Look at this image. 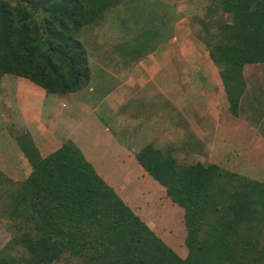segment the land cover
<instances>
[{
	"label": "trees",
	"instance_id": "trees-1",
	"mask_svg": "<svg viewBox=\"0 0 264 264\" xmlns=\"http://www.w3.org/2000/svg\"><path fill=\"white\" fill-rule=\"evenodd\" d=\"M148 2L160 0H0V82L14 75L54 100L83 92L96 97L95 89L87 90L92 71L79 33L111 11L129 12L133 4ZM195 19L209 33L210 59L221 69L229 111L238 117L247 93L244 68L264 64V0H212ZM212 21L217 25L211 30ZM55 115L56 108L43 120L50 131ZM18 141L32 172L15 181L0 171V206L12 237L0 264H56L71 259L67 254L80 264H264L261 180L217 164L181 165L152 144L131 150L162 195L184 209L183 257L99 175L74 141L63 140L46 157L31 134ZM15 246L23 249L17 256L11 253Z\"/></svg>",
	"mask_w": 264,
	"mask_h": 264
},
{
	"label": "rangeland",
	"instance_id": "rangeland-1",
	"mask_svg": "<svg viewBox=\"0 0 264 264\" xmlns=\"http://www.w3.org/2000/svg\"><path fill=\"white\" fill-rule=\"evenodd\" d=\"M211 1L160 0L159 4L154 5L148 2L145 6L136 3L133 4L132 9L129 8L131 9L129 12L124 9L111 11L104 18L85 27L78 38L89 52L92 81L87 90L95 89L96 96L91 99L83 92L54 100L47 96L43 89L26 79H23L25 84H19L12 80L21 78L14 75L5 76L6 78L0 82V171L15 181L25 180L32 172V167L21 150L18 138L25 136L26 133L33 137L28 128L27 110L29 108L26 103L31 94L37 96L35 90H39L45 96L43 99L38 96L39 103L34 112L40 111L45 119V115L47 118L56 108L57 115L48 122L53 127L51 132L58 129L59 134L56 137L60 140H72L78 131V125L85 123L87 132L94 135L97 132L96 127L103 128L106 133L109 132L107 136L117 135L118 139H121L120 144L126 147L123 149L124 152L129 151L131 156L134 155V153L131 154V150L138 151L152 144L161 149L164 154H171L181 165H190L195 162L212 164L213 161H218L221 155H217L216 150H214L215 155H212L211 149L207 148V142L213 143L214 136L219 133V130L215 129L216 124L213 123L215 121L213 108L207 106L206 101H213L222 96V100L219 99L218 103V113L223 119H229L231 114L225 107L228 103H225L226 99L223 97L227 94L220 75L221 69L211 61L206 46L205 41L209 40V33L203 29L204 22L199 24L195 19ZM224 21L232 22V17L225 15ZM126 22L129 24L126 25ZM212 22L210 23L214 25L210 24V29H214L217 25ZM173 40L174 42L171 43ZM120 45H123V48ZM189 54L197 57L195 61H182ZM183 62L187 64L186 67H182L185 65ZM136 66L139 69L138 72ZM243 73L247 83V93L246 101L241 107V116H239L246 120L251 115L254 117V115L264 114V64L247 65ZM137 75L142 76L143 79H140L139 86H133L129 81L134 80ZM181 76L188 81L180 84L176 78ZM177 82L179 84H176ZM203 84L204 87H202ZM210 84H213V87ZM203 88L205 92L202 91ZM173 90H177L178 94L182 93L186 102L178 98ZM215 91L219 94H215ZM222 104H224L223 109ZM29 112L32 113L31 108ZM229 123L235 124L234 119L225 122L223 133L231 138L229 134L232 129V132L237 135L236 140L240 139L243 146L238 150L237 146L235 148L230 146L228 151L239 156L249 152L241 163L255 166L257 173L255 178L264 182V136L260 135V138L255 141L250 133V127L253 125L244 130L242 123L236 124L235 127L230 126ZM43 126L49 127L46 123H43ZM200 127L207 136L206 140L201 136ZM259 129L262 131L263 126ZM253 135L259 136L255 133ZM82 136L83 134L80 137ZM216 142L215 140L214 143ZM56 147L53 146L54 149ZM218 147L219 145L216 148ZM101 149L107 154L111 152L108 140ZM227 157L230 158V155ZM133 164L141 167L136 161ZM233 168L236 169L235 166ZM137 182L134 180L122 183L129 192L128 198L131 203L134 199L138 203L143 202V196L140 197L139 191L147 198L150 196L143 185L149 192L155 193L157 199L161 198L159 196L162 195L163 189L152 177L147 175L146 179H141L139 191L134 194L135 190L132 191V189H136ZM119 192L118 190V194ZM165 199L167 201H163L164 203L157 200L156 208L161 214L162 221L168 217V224L171 223L172 227H175L172 229L165 227L163 235L159 237L174 251L186 257L187 231L184 223V209L174 204L169 198ZM152 213L154 214L155 211L153 210ZM8 225L9 217L4 207L0 206L1 255L12 238L7 231ZM262 244L264 246V240ZM22 251L21 247L15 246L11 253L17 256ZM66 257L71 259L63 258L56 264H80L81 262L79 258L68 254Z\"/></svg>",
	"mask_w": 264,
	"mask_h": 264
},
{
	"label": "crops",
	"instance_id": "crops-1",
	"mask_svg": "<svg viewBox=\"0 0 264 264\" xmlns=\"http://www.w3.org/2000/svg\"><path fill=\"white\" fill-rule=\"evenodd\" d=\"M173 42H174V40L171 41V43H173ZM160 47H161V45H160ZM169 47H171V46H169ZM191 57H194L195 59L197 58L196 56H192L191 54H189V55H186V59L182 60V61H188V60H190ZM204 62H206V61H204ZM183 64H185L184 65L185 67L187 66L185 62H183ZM135 68L138 72L139 71L138 67L136 66ZM152 70H153V72H155L153 67H152ZM188 74H186V77L189 79ZM4 78H6V77H3V79ZM134 78L136 80L131 79L129 82L133 86H139V84L141 83L140 79L142 78V76L140 77L139 75H137ZM187 78H184L183 76H181L180 78H176V80L180 81V84L181 83L184 84L185 82L188 81V80H186ZM12 81L13 82L16 81L19 84H22V83L25 84V81L22 78L19 80H12ZM176 84H179V83L177 82ZM210 85H211V87H213V84H210ZM202 87H204V84ZM203 90H204V88L202 89V91ZM125 91H126V89H125ZM173 92L175 94V93H177V90H173ZM203 92H205V91H203ZM35 94H37V96H34V94H31L27 100V103H26V106L29 108V110H30V108L32 110V113L29 112V110H27L28 111L27 114H29L27 117V120H28L27 123H28V128L32 132L34 141H35L37 147L39 148L42 156L46 157L49 154L56 151L61 146V142L63 140L58 139L55 135H53V133L50 131V129L48 127L46 128L43 126V123H45V122L43 121L44 118H43V115L41 116L40 111H38L36 113L34 112V109L38 107V103H39L38 96L41 99H43L45 96V94H43L39 90H35ZM215 94H219V93H216V91H215ZM224 95H225V93H224ZM177 96L184 103L186 102L183 99L184 96L182 93H179V94L177 93ZM223 97L226 99L225 103H228L227 102L228 101L227 96H223ZM219 99L222 100V96H219L218 99H214L213 101H211V100L206 101L207 106H210L211 108H213L212 111L214 112V116H215V121L213 123L216 124L215 129L219 130V133L216 136H214L213 143L211 142L210 144H208V142H207V148L211 149L210 153H212V155H215L214 150H216L215 151L216 154L218 152L217 155H221V157L218 158V161H213L212 164H217L223 169H226V170H229L232 172H236V173L241 174V175H247L248 177H250L252 179L253 178L256 179L255 178V176L257 175L256 167L253 165H245V164L241 163L244 161L246 156L249 155V152H247L244 156H239L238 154H233L232 152L228 151V147H230V146L233 148H235V146H237L238 147L237 150H238V149L242 148L243 145L241 144L240 139L236 140L237 135L235 132H232V129H230L231 131L229 134L232 137L228 138L226 136V134L223 133L224 132L223 128L225 126V122L232 121L233 119L235 121V124L229 123L230 126L235 127L236 124L242 123L244 125V130H247L248 127L253 125L250 127V133H251L253 139L256 141L257 139L260 138V135H262V133L260 131L261 129H259V128L264 126L263 125L264 124V117L261 118L260 120H258L257 122L253 123V122L249 121L250 119L245 120V119L241 118L240 117L241 115L236 117L230 113L231 116H229V119H223V118H221V115H219V113H218L219 112V110H218ZM245 99L246 98H243L242 104L245 101ZM101 103H103L102 100H101ZM223 106H224V104H222V109H223ZM225 107H227V109L229 110V103H228V105L226 104ZM202 115L204 117V115H205L204 110L202 111ZM235 118H237V119H235ZM83 120H85V119H83ZM84 124L85 123H83L81 125V123H80L78 125V127H77L78 131H76V134L74 135L72 141H74L81 148L84 155L93 164V166L95 167V169L97 170L99 175L111 187H113L117 191V193H118V190L120 191L119 192L120 197L134 210V212L138 216L141 217V219L146 224H148V226L150 228H152V226L154 227L152 229L154 232H156V234L158 236L163 235L165 227H169L170 229L175 227V226L172 227L171 223L168 224V222H169L168 217H166L165 221H162L161 214L158 212V208H156L157 200H159L160 203H164L167 201L165 199L166 197L161 195V196H159L161 198L157 199L156 194L149 192L148 189L144 185H143V187L146 189V193H148V195H150V196H148V198H147L143 193H141L139 191V189H138L139 184H141L140 180L146 179L148 174L140 166L133 164V162L134 161L137 162V160H136V158H134L135 157L134 155H133L134 157L130 155L129 151L124 152L123 149L126 147L123 144L122 145L120 144L121 139H118L117 135H113V134H111L110 136H107V134L109 132L106 133L104 131V129L100 128V127L99 128L96 127L97 132L95 135L93 133H89V132H87V129L84 126ZM259 124H261V125H259ZM200 129H201L202 138L204 140H206L207 136L203 132L202 127H200ZM37 130H39V131H37ZM234 131H236V129ZM254 133H255V135L259 134V136L254 137V135H253ZM81 134H83L84 137L82 136V138H81L80 137ZM37 138L40 142H38ZM107 140H108V145L111 147V149H110L111 152L109 154H107L106 152H104L101 149V146L104 145L105 141H107ZM215 140L217 141L216 143H214ZM54 145L57 146L55 149L53 148ZM217 145H219V147L221 149L219 147L216 148ZM257 147H258V145L256 143V145H255L256 151H257ZM115 152H117L119 154L115 155L114 154ZM122 154H124V155H122ZM131 154H133V153L131 152ZM105 155H108V156L105 157ZM112 155H115V156L112 157ZM227 155H230V158L227 157ZM233 166H235L236 169H234ZM231 167L234 169V171ZM134 180L138 181L139 183L138 182L136 183V186H135L136 189H132V191L135 190L133 192L134 194H136L139 191L138 193L140 194V197L142 198V196H143V198H142L143 202L138 203V201H136V199H134L131 203V200L128 198L129 192L125 189V186L122 185L123 182H129V181H134ZM261 181H263V180H261ZM153 210L155 211L154 214L152 213ZM157 216H159L160 219L157 218ZM153 219L156 221L153 222L152 221ZM160 223L163 224V226H161ZM151 224H152V226H151Z\"/></svg>",
	"mask_w": 264,
	"mask_h": 264
}]
</instances>
